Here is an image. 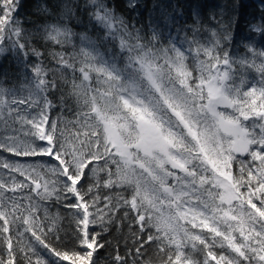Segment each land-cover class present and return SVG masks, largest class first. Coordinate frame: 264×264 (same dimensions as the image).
<instances>
[{"label": "snow or ice", "instance_id": "6c2138e0", "mask_svg": "<svg viewBox=\"0 0 264 264\" xmlns=\"http://www.w3.org/2000/svg\"><path fill=\"white\" fill-rule=\"evenodd\" d=\"M20 6L0 0V55L26 61L21 93L0 79V264H97L113 227L111 264H264V50L230 54L231 18L142 33L139 0H38L32 29Z\"/></svg>", "mask_w": 264, "mask_h": 264}, {"label": "trees", "instance_id": "16d2710c", "mask_svg": "<svg viewBox=\"0 0 264 264\" xmlns=\"http://www.w3.org/2000/svg\"><path fill=\"white\" fill-rule=\"evenodd\" d=\"M38 0H20L18 17L26 29H32V21L37 19L35 6ZM121 5H126L127 0H120ZM127 15L131 17L133 23L142 30V33H150L152 27L167 24V28H162L164 37L169 35L173 39L179 36L184 37L187 32L189 38L192 35L193 28H199L198 38L206 41L210 38V29L220 27L221 20L227 22L229 18L233 20L231 29V40L224 41V47L230 51L233 56H250L247 53L245 45L251 44L257 50H264V36L260 33L251 31L252 25L260 24L264 17V0H139V7L133 11L128 10ZM151 25V27H149ZM77 32L83 31L78 27ZM90 36L95 38V33L89 31ZM79 41L77 40V45ZM111 45L101 46V52L108 55L107 48ZM259 60V58H257ZM26 61L23 57H18L14 52H6L0 55V79L4 80L6 87H15L18 93H21V85L25 83L24 73ZM47 63V61H46ZM238 67V66H237ZM250 84H258L260 76L253 69H247L243 73ZM57 79L60 77L57 75ZM26 95V91L23 92ZM258 132V129H257ZM50 213L57 212L61 215V227L67 229L68 209L62 204L48 202L46 204ZM96 231H100L97 227ZM64 235V232H61ZM127 236V228L122 233H117L115 228H110L109 232L102 233L101 242L106 243L103 249L97 253V264H111L110 253L117 246L123 253L124 239ZM43 252V250H41ZM46 255V253H45ZM151 259L153 264H157L159 257L154 249H148L142 259Z\"/></svg>", "mask_w": 264, "mask_h": 264}]
</instances>
